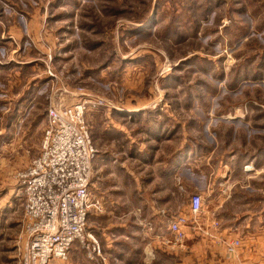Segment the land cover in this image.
I'll list each match as a JSON object with an SVG mask.
<instances>
[{
	"label": "rangeland",
	"instance_id": "1",
	"mask_svg": "<svg viewBox=\"0 0 264 264\" xmlns=\"http://www.w3.org/2000/svg\"><path fill=\"white\" fill-rule=\"evenodd\" d=\"M48 55L57 79L45 71ZM64 87L104 99L86 116L96 211L102 198L128 209L122 113L136 106L189 146L187 166L202 179L218 173L213 202L176 173L178 204L198 191L211 212L207 202L217 207L246 181L229 172L263 162L264 0H0V264H20L18 173L40 151L51 90L64 104L78 99Z\"/></svg>",
	"mask_w": 264,
	"mask_h": 264
},
{
	"label": "crops",
	"instance_id": "2",
	"mask_svg": "<svg viewBox=\"0 0 264 264\" xmlns=\"http://www.w3.org/2000/svg\"><path fill=\"white\" fill-rule=\"evenodd\" d=\"M139 108L135 106L122 113L128 209L124 210L117 201L102 198L103 210L91 208L87 218L89 229L101 243L106 264H263L264 253L259 249L264 246V153L259 157L263 161L259 169L252 160H246L237 173L229 172L246 181L240 187H229V196L220 198L219 205L216 204L218 210L212 207L213 203L207 202L212 204L211 212L203 207L200 221L205 230L214 233L208 228L210 221L217 220L219 233L213 238L187 228L182 245H173L167 242L171 240L169 220L175 215L190 217L189 196L186 194L182 204L177 202L176 173L183 170L182 177L205 196H211V202L218 194L213 187V177L217 180L218 173L215 177L206 170L202 179L195 167L187 166L195 155L189 146L186 143L178 146L175 135L159 124L155 126L150 116L146 117L148 111L135 112ZM201 179L211 182L202 186ZM98 218L101 221L95 220ZM234 238H239L241 245L230 252L221 240ZM75 248L71 247L66 260H53L49 264H98Z\"/></svg>",
	"mask_w": 264,
	"mask_h": 264
},
{
	"label": "built area",
	"instance_id": "3",
	"mask_svg": "<svg viewBox=\"0 0 264 264\" xmlns=\"http://www.w3.org/2000/svg\"><path fill=\"white\" fill-rule=\"evenodd\" d=\"M47 58L45 71L49 77L57 79L51 65L52 57L48 55ZM64 91L69 94L65 87ZM50 93L40 151L18 173L24 195V245L20 264L64 261L74 245L90 261L106 264L100 241L86 226L91 208L101 210L100 201H93L89 193L96 149L91 144L86 116L89 110L104 105V99L86 93L76 96L70 92L78 99L64 104L58 96L59 90ZM203 204L201 192L191 193L190 217L175 215L169 220L171 240L167 242L182 245L187 228L209 234L200 222ZM210 222V228H219V221ZM221 241L231 251L240 244L239 239Z\"/></svg>",
	"mask_w": 264,
	"mask_h": 264
},
{
	"label": "trees",
	"instance_id": "4",
	"mask_svg": "<svg viewBox=\"0 0 264 264\" xmlns=\"http://www.w3.org/2000/svg\"><path fill=\"white\" fill-rule=\"evenodd\" d=\"M154 18H155V16L153 17V19H152V20H154Z\"/></svg>",
	"mask_w": 264,
	"mask_h": 264
}]
</instances>
